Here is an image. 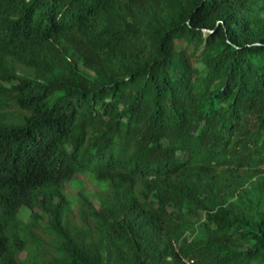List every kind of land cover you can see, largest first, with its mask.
Wrapping results in <instances>:
<instances>
[{"label":"trees","instance_id":"16d2710c","mask_svg":"<svg viewBox=\"0 0 264 264\" xmlns=\"http://www.w3.org/2000/svg\"><path fill=\"white\" fill-rule=\"evenodd\" d=\"M184 260L264 264V0H0V264Z\"/></svg>","mask_w":264,"mask_h":264},{"label":"rangeland","instance_id":"374dc122","mask_svg":"<svg viewBox=\"0 0 264 264\" xmlns=\"http://www.w3.org/2000/svg\"><path fill=\"white\" fill-rule=\"evenodd\" d=\"M66 194L70 199L75 200L78 194L89 193L92 194L98 189V185L91 179L88 173L76 174L73 176L72 180L66 184ZM93 204L98 207L97 200H93ZM29 216V211L23 210L20 212V218L26 222ZM21 259L23 255L19 256Z\"/></svg>","mask_w":264,"mask_h":264},{"label":"built area","instance_id":"2783aa9c","mask_svg":"<svg viewBox=\"0 0 264 264\" xmlns=\"http://www.w3.org/2000/svg\"><path fill=\"white\" fill-rule=\"evenodd\" d=\"M184 264H194L193 260H184Z\"/></svg>","mask_w":264,"mask_h":264}]
</instances>
